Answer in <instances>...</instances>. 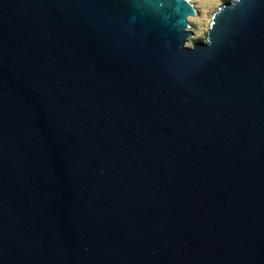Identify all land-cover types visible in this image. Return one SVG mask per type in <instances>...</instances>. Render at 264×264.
Segmentation results:
<instances>
[{
	"label": "water",
	"instance_id": "obj_1",
	"mask_svg": "<svg viewBox=\"0 0 264 264\" xmlns=\"http://www.w3.org/2000/svg\"><path fill=\"white\" fill-rule=\"evenodd\" d=\"M195 14L0 0V264H264V0Z\"/></svg>",
	"mask_w": 264,
	"mask_h": 264
},
{
	"label": "rangeland",
	"instance_id": "obj_2",
	"mask_svg": "<svg viewBox=\"0 0 264 264\" xmlns=\"http://www.w3.org/2000/svg\"><path fill=\"white\" fill-rule=\"evenodd\" d=\"M196 10L194 16L187 17L188 30L191 35L185 44L191 46L196 41H205L210 18L218 6L229 0H187Z\"/></svg>",
	"mask_w": 264,
	"mask_h": 264
}]
</instances>
